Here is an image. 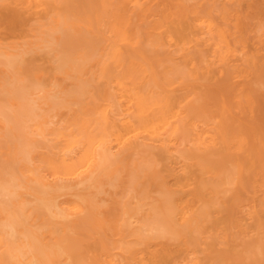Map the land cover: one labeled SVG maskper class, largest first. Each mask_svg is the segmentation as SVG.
<instances>
[{
  "label": "bare ground",
  "instance_id": "1",
  "mask_svg": "<svg viewBox=\"0 0 264 264\" xmlns=\"http://www.w3.org/2000/svg\"><path fill=\"white\" fill-rule=\"evenodd\" d=\"M151 1L155 0H0V10L4 11L0 12V28L7 24L10 33L18 34L13 40L0 35V264H101L100 260H108L111 252L116 250L123 256H132L135 248L130 246L131 240L128 239L133 237L137 241V238H144L141 228H132L130 217L120 209L119 197L128 188L136 193L138 208L148 205L154 210V222L144 220L141 223L156 238L162 237L159 240H164V236L169 234L180 238L183 232L174 229L177 226L175 222L187 231L194 222L193 217L206 222L209 215L207 202L203 204L201 201L203 205L194 209L189 199L170 191L169 196H161L153 206L145 202L148 187L144 183L138 184L136 177L130 176L129 172L125 178L111 175L112 167L124 169L120 158L112 155V145L134 150L137 147L132 139H141L142 136L145 138L142 142L147 139L171 151L176 145H194L196 149L189 155H178L184 162H189L188 167L198 166L201 170L213 172L211 180L206 178L210 183L206 179V184L203 183V174L198 181L202 180L206 187L212 185L211 191L215 193L225 184L245 183L246 188L249 185L253 197L250 196V202L244 206L251 210L255 221L253 227H262L263 219L255 205V201H259V207L264 212V164L259 162L261 156L258 161V156L241 132H225L216 120L218 115L213 116L214 112L203 95L175 90L174 81L168 75L156 77L154 63L162 55L159 52L167 47L174 49L172 52L178 55L181 62L191 66L194 74H190L197 76L201 73L208 77L215 70L219 76V82L216 79L217 90L223 93V99L213 111L223 112L230 102L240 111L247 108L251 114L255 95L264 89V62L259 59L256 50L249 51V44L246 46L234 35L240 31L242 18L234 17L232 33L225 24L224 13L221 14L222 22H219L220 18L214 17L213 8L201 13L188 9L189 12L185 6L187 0L171 2L182 19L188 18V24L184 26L187 28L188 25V30L176 26L170 32L166 29L159 31L155 23L161 20L153 19L154 27L146 28L144 41L139 25H147L148 4ZM158 5L163 10L166 8L161 1ZM30 12L38 15L32 20L28 17L34 21L31 25L24 17ZM171 16L164 11V20L171 19ZM181 22L185 20L179 19L180 26H183ZM87 34H96L98 39L91 43L86 38ZM194 46L209 51H201L206 54L197 59L190 54ZM148 47L153 51L147 50ZM41 52L48 54L55 65L53 78L46 86L34 83L29 75V57ZM174 60L171 57L169 61ZM206 91L211 93L209 89ZM201 149L207 153L204 151L202 154ZM227 150L234 155L233 161H225ZM188 173L184 172L182 188L188 187ZM199 182L198 186L201 185ZM150 183L147 182L152 185ZM204 188L201 187L200 191ZM198 193L195 194L200 200ZM240 227V234L246 233L244 226ZM86 229L100 232L98 236L103 238L98 247V242L94 244L96 253L87 257L90 263L84 259L81 242L72 236ZM192 247V244H183L181 263L207 264L205 260L209 257L199 258ZM211 248L208 250H213ZM210 255L213 257L214 254ZM227 255L224 254V259L218 256L219 259L213 263L259 264L264 258V246L259 239L249 243L237 263H233L239 259L235 253H231L235 261L230 263L226 262Z\"/></svg>",
  "mask_w": 264,
  "mask_h": 264
},
{
  "label": "rangeland",
  "instance_id": "2",
  "mask_svg": "<svg viewBox=\"0 0 264 264\" xmlns=\"http://www.w3.org/2000/svg\"><path fill=\"white\" fill-rule=\"evenodd\" d=\"M159 1L164 3V5L166 7V8H164V10H163V8L161 9L160 6L158 5ZM159 1H157V0L151 1L148 4V15H149V17L146 19L147 25L146 24L139 25V30H140V33L142 35V38H144V41L146 40V38H145L146 37V35H145L146 28L150 27V26L154 27V25L152 24L153 23V19H156L157 21L161 20L160 23L159 22L155 23L156 20L154 21L156 30H159V31L160 30L164 31L166 29L165 31L168 30L170 32V31H173V28L176 27V26H177V28H180L182 30H185V29L188 28V25H186L187 28L184 27L185 23L188 24V20H187L188 18L186 17V19H185V17H184L182 19V17L178 14V12H176L177 11V7H175L173 5V2H171V0H159ZM185 6L187 7V10L189 9L190 11H197V12H200V13L204 12V10H207L208 8H213V9H215V10H213V12L215 13V14L213 13L214 17L216 19L220 18V19L217 20L219 22H222L221 14L224 13L225 16H226L225 17V24L228 25L227 28L232 33H234V17L235 16H239L240 19L242 18L241 19L240 31L238 33H234V35L236 37H238L239 40H242V42L245 43L246 46H248V44H249V48L247 47L249 49V51L250 50L252 51V49H253V51L256 50L257 54H258V57L260 56L259 59L262 60V62H264V37H262V35L264 34V0H187L185 2ZM233 7L235 8V10H236V8H238V10H236V11L233 10L232 9ZM228 8L232 9V10H229ZM220 10H221V12H220ZM164 11H167V12H169L172 15L171 19L174 20L173 22H172L171 19L164 20V18H163ZM218 11H219V13H218ZM0 12L4 13V11H1V10H0ZM28 14H30V15H28ZM151 15H154V16H151ZM37 16L38 15L34 14L33 12H30V13H27V14L24 15V17H25V19L27 21L29 20V18L32 20V18H35ZM179 19L181 21L185 20V22H181L182 23L181 25H183V26H180ZM29 21H28L29 25H31V23H34V21H30V23H29ZM170 27H172V28H170ZM254 32H255V34H254ZM7 33H9V34H7ZM5 34H7V35H5ZM0 35L2 37H4V38H9V39L13 40V37L17 36L18 34L17 33H10L7 24H4L0 28ZM8 35H9V37H8ZM86 38H87V40L89 42L93 43V42H95L98 39V35H96V34H87ZM257 43H259V45ZM250 47H251V49H250ZM256 48H258V49H256ZM146 49L153 51V49H151L149 47L146 48ZM205 49H207V48H201V47L194 46V48H192L190 50V54L192 56H195V57L197 56V59H200L202 56H205L206 53L201 52V51H204ZM162 50L164 52L163 51L159 52V54L160 55L162 54V55L159 56L155 60V63H154V73H156L155 74L156 77L158 76V78L159 77L163 78L165 76L167 77V75H168V77L173 79V81H174L173 87H175V90H182V91L188 92V93L195 92V93H199V94L203 95L206 98V100H207L208 107L211 109L212 112H214V113H212L213 116H214V114H215V116L218 115V116H216V120H218L220 122V124L223 127V129L225 130V132H227V134L231 133V131H233V130H237V131L241 132L242 136L247 138L246 141L248 142L249 147L253 148L252 149L253 153L256 155V157L258 156V158H256V159H258V161L260 159H262L259 162H262L264 164V159H263L264 158V89L259 91L258 94L255 95L254 110H253V112L251 114L248 112L247 108H245L246 110H244V111H240V110H238L236 108L235 104L230 103V102L223 109V112L219 113L217 111H213V109L216 110L215 106L218 107L219 102L222 101V99H223V93L220 90H217L218 87H217V80L216 79L218 78V82H219V76L216 74V71L214 70L213 71L214 74L211 73L208 76L210 78L204 76L201 73H198L197 76H195V75H193L194 72H193V69L191 68V66H187L186 64L181 62V60L179 59L178 55H176L175 53L172 52L174 50L173 48H167V47L165 48L164 47ZM159 51H161V49ZM198 51L200 53H198ZM171 52H172V54H171ZM169 53H170V55H169ZM38 54L39 53H35V54H33V56L29 57V61H30V74L29 75H30L32 81L33 82L35 81L34 83H42L43 85H45V84L49 85V83L51 82V80L53 78V75H54L53 73H54V66L55 65H54L53 61L51 60V58H50V56L48 54L43 53V52H41L40 55H38ZM207 54H208V52H207ZM45 55H47L48 58H46ZM35 56L37 57V59H36ZM42 57H44L43 60H42ZM171 57L175 59L173 62L169 61L171 59ZM38 58H41V59L38 60ZM176 58H178V59H176ZM33 59H34V61H32ZM176 61H179V62H176ZM164 62H166L168 65L166 63H164ZM172 64H173L174 67L172 66ZM40 65L43 66L42 67L43 69L46 66H47L48 69L45 68L44 69L45 72H43V69L40 68L41 67ZM160 68H162V71H161ZM183 68H184V71H182ZM179 69H180V71H179ZM190 72L191 73L193 72V74H190ZM49 73H51V75H49ZM47 75H49V76H47ZM211 75H214V77L212 76L214 79L211 77ZM45 78H47L46 79L47 81L45 80ZM44 80L46 81V83H45ZM210 80H211L212 83L210 82ZM194 83H196V85ZM198 84H200V86H198ZM201 84H202V86H201ZM208 89L211 92L210 94H209L208 91H206ZM213 92H214V94H213ZM209 96L211 98H209ZM215 98L217 100H215ZM256 99H258V101H256ZM259 104L261 106H259ZM224 112L227 115H224L225 114ZM259 115H261V117ZM243 118H244V120H243ZM222 119H223V121H222ZM227 121L229 122V127L230 128L227 126L228 125ZM260 123H261V125H259ZM251 125H253V126H251ZM225 126H227V127L225 128ZM231 126L234 127V128H231ZM260 126H261V128H260ZM245 128H247L248 131ZM256 129H257V131H256ZM246 133H248L249 135L246 134ZM139 138L132 139V143L134 142V144L137 147L134 150H128L127 147L117 146L115 144L112 145V149H114V150L111 149L112 155L120 158V160L122 161V165H123L124 169L122 171L119 166L112 167L111 168V175L120 176L121 178H125L126 174L129 172L130 176L136 177L135 179L138 182V184H143L144 183L146 185V188L148 187V194H147V199H146L145 202L151 203V205H153V204L156 205L161 196H163V195L169 196L171 194L170 191L172 192V194L174 193L177 196H180V197L185 196L186 199H189L191 201V206L194 209H197L198 206L200 207V205L202 204L201 201L203 202V204H205L207 202L205 205H207L209 207V209H208L209 211L208 212H209V215H211V216L208 215L210 219L208 218V216H207L206 219L207 220L209 219L210 222H209V220L208 221L206 220V222L205 221L202 222V219L199 220L200 218L193 217L192 220H194V222L193 221L191 222V226L192 227L190 226V231H187V229H185L184 227L182 228L178 222H175V224H177V226H175V224H174V226H175L174 229L176 231H179V232L181 231V233L183 232L180 235V238L175 236L176 240L174 241L173 240L175 238L174 235L171 236L169 234L167 236L166 235L164 236V237H166V238H163L164 240H159V239H162V237L161 238L159 237V239L156 238L154 236V233L148 231L147 228L144 229L142 227L143 224L141 223V221H144V220L147 221V222H154L153 221V220H155V217H154V214H153L154 210H152V208L149 207L148 205H145L144 207L138 208L137 207V203H136L137 202L136 193L131 188H128L127 191L125 192V194L121 195L119 197V202H121L120 209L126 211L128 216L130 217L129 222L131 224V227L134 228V229L141 228V231H142V234H143V238L147 239V240H146V242L144 241V244H143V240H144L143 238H142L143 240L137 238L138 242L133 237L129 238L128 240L132 241V242L130 241V243H129L130 246H132V247L134 246L133 248H135L134 252L132 253V256H128V254L123 256V255L119 254V252L116 250V251H112L111 252L112 255L110 257H108L110 259V261L114 259L115 262L118 263V264H128V263L129 264H178V263L182 264L181 261H180L181 260V249L183 247V244L187 243L189 246H190V244H192L193 247H196V248L192 247V250L196 251V255L198 254L197 256L199 258L203 257V258L206 259V257L207 258L209 257L208 259L205 260V261H208L207 264H209V263L212 264L214 260H217L220 257H222V259H224V257H223L224 254L225 255L228 254L227 256H225L226 258L228 257L226 259V262L228 261V263H230V262H232L231 260L235 261V259L233 258L234 257L233 256L234 253H235L236 257H239V259H236L237 261L233 262V263H237L240 260L242 254L244 252V249L246 248V246L249 245V243L252 244V243H254L256 241V239L257 240L259 239V241L264 246V212L259 207V203H258L259 201L258 202L255 201V205L257 204L256 205L257 213L260 215L261 220L263 219L262 220L263 225H262V227L260 229H255V227H253V226H255V221L251 217L252 216L251 210L248 211V209H250V208L247 207V206H244L247 202H250L251 198L253 197L252 196L253 194L251 193L252 189H251V187L249 185H248L249 188H246L245 187V183H244V185L231 184V186H228L230 184H227V185L225 184V185L220 187L218 193H215L214 191H211V190H213V187H211L212 185L209 186V187L204 186L206 184L204 179L212 178L213 177V172L210 171V170H207V169H206V171H205V169L201 170V168L198 167V166H190L189 165V167H188L189 162L188 161H186L187 163L184 162L185 160L181 159L180 155H178V154H181V153L189 155L191 152H193L196 149L194 145H192L191 143H189L188 145H185V147L184 146L181 147V146L176 145L175 146L176 150H175V147H174V149H172V151H171L170 149L161 148L158 143H156V142L151 143L152 141L149 142V140H147V139H146L147 142H146V140L142 142V140L145 139L144 136H142L141 139H139ZM148 143H150V144H148ZM139 144H140V146H139ZM222 146H225V145L223 144ZM256 147H257V149H256ZM161 149L164 152L161 151ZM182 149H183V151L184 150L185 151L184 152L181 151ZM204 151H206V150L205 149H201L200 152L202 154H204L203 153ZM227 151H225V153L227 155L225 157V159H226L225 161H228V162H230L231 160L233 161L234 155L230 151H228V152ZM185 152H187V153H185ZM131 153H132V155H131ZM140 153H142V155ZM205 153H207V151ZM260 153L263 154V155H260ZM144 154H146V155L144 156ZM229 155H231V156H229ZM260 156H261V158H260ZM150 165H151V169H150ZM144 166H145V168H144ZM197 167H198V169H197ZM199 168H200V170H199ZM203 171H204L205 174L203 173ZM184 172H189L188 174H190L189 176H187V177H189V180L186 182L188 184V187H186V188H182L183 184L185 183V181L183 179L184 178L183 177L184 176ZM202 174L205 175L204 176L205 178L202 177V180H204L203 183H205L204 185L201 182L202 180L200 182L198 181V179H201L200 177H201ZM155 177H157V179ZM181 179L183 181H181ZM208 179H206V182L208 181L210 183L211 181H209ZM157 180L161 181V182L158 183ZM190 180H191V182H190ZM192 180H194V181H192ZM154 181H155L156 184L153 183ZM147 182H151L150 184H152V185H148ZM198 182L201 185L198 186ZM157 183H158V185H157ZM141 186L139 188H141ZM154 186H156V187H154ZM160 186H162L164 189L162 188L163 190H161ZM200 186L203 187V188L204 187H206V188L202 189L203 191L201 192L200 191L201 190ZM246 186H247V184H246ZM150 187H152V188H150ZM240 187H241V190H240ZM164 190H165V192H164ZM195 190H198V191H195ZM245 190H248V192L245 191ZM157 191H159V192H157ZM162 192H164V193L162 194ZM205 192H207L208 195ZM220 192H221V194H220ZM195 193L196 194L198 193L200 195V200L198 199L199 198L198 195H196ZM202 194H203V196H202ZM204 194L206 196H204ZM250 196H251V198H250ZM202 197H205V199L202 198ZM208 197L209 198L211 197V198L208 199ZM216 197H218V198H216ZM248 199H249V201H247ZM120 200H122V201H120ZM233 201H234V203H233ZM211 202H212V204H211ZM208 203H209V205H208ZM119 205H120V203H119ZM243 207H245V208H243ZM210 209L212 210V212H210ZM239 213H240V215H239ZM141 215H142V217H141ZM148 220H150V221H148ZM200 222H202V223H200ZM237 222H239L238 224L244 226L243 229L244 228L246 229V230L244 229L246 233L240 234V233H242L240 231V229L242 227H240V225L238 227ZM235 223H236V226L233 227L235 225ZM251 224H252V226H251ZM206 226H208V228H206ZM223 226L227 227L228 230H227V228L224 229ZM200 230H201V232H200ZM257 230H258V232H257ZM93 232H94V235H93ZM196 232H197L198 236H197ZM226 232H229V233H226ZM254 232H255V234H254ZM61 234H63L62 231H61ZM98 234H101V233L86 229V230H83L81 232H76L74 235H72L74 237V239L79 240L81 242L80 243V248L82 247L81 250L84 253V259L88 263H90V260L87 257H91L92 254L96 253L95 249H97L99 242L103 239V238H101L102 235L98 236ZM218 234H221V235H218ZM194 235H196V236H194ZM170 237H172V238H170ZM220 237H221V239H220ZM97 238H98V240H96ZM134 239H135V241H134ZM197 239H199V241ZM238 240H241V241L239 242ZM186 241H188L189 243L186 242ZM96 242H98L97 245L95 244ZM226 242H228V243H226ZM132 243H133V245H132ZM179 243H181V245H179ZM207 243H209V244H207ZM210 243H212V244H210ZM194 245H196V246H194ZM211 245L212 246L214 245L213 246L214 248H211L210 247ZM243 245H246V246H243ZM197 246L199 248H197ZM237 246H239L240 248L239 247L237 248ZM234 247H236V248H234ZM208 248L209 249L211 248L213 250H208ZM225 248L227 249V251H226ZM165 250H166V252L168 251L169 253H166ZM144 251L147 252L148 254L144 253ZM228 251H230V252H228ZM90 253H92V254H90ZM208 253H210V254L213 253L214 255H217V256L215 257L213 255V257H212V255H210ZM219 253H221L222 255L220 256ZM231 253L233 255H231ZM236 253L237 254L239 253V254L236 255ZM210 256H211V258H210ZM218 256H219V258H218ZM230 257H232V259ZM109 259L106 260V258L105 259L103 258L102 260H100V262H101V264H110ZM209 259H210V261H209ZM211 259H212V261H211ZM114 260L111 261V264L114 262ZM145 260H146V262H145ZM171 260H172V262H171ZM202 261H204V260H202ZM205 261H204V263H205ZM115 262H114V264H115ZM138 262H140V263H138ZM259 264H264V258H263V261L260 262Z\"/></svg>",
  "mask_w": 264,
  "mask_h": 264
}]
</instances>
